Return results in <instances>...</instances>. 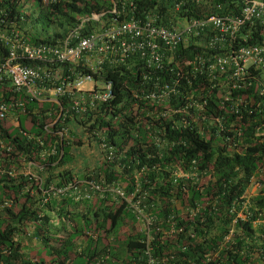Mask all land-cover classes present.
<instances>
[{
  "label": "trees",
  "instance_id": "16d2710c",
  "mask_svg": "<svg viewBox=\"0 0 264 264\" xmlns=\"http://www.w3.org/2000/svg\"><path fill=\"white\" fill-rule=\"evenodd\" d=\"M214 2L222 4L214 13L236 14L241 1ZM193 5L175 12L159 0H0V26L18 27L31 43L55 42L82 17L79 34L131 15L155 13L170 26L178 15L209 13ZM211 32L165 48L158 66L138 50L106 59L95 77L110 79L113 94L84 112L67 95L29 98L0 86V99L21 102L11 107L17 124L0 117L11 145L0 164H37L34 175L0 173V200H11L0 210V264H264V68L250 64L236 87L218 70L211 80L192 62L228 53L226 42L203 45ZM236 38L233 47L264 43V23L244 24ZM74 144L96 152L84 169ZM81 178L102 190L76 197L69 183ZM63 185L65 193L44 199L43 189Z\"/></svg>",
  "mask_w": 264,
  "mask_h": 264
},
{
  "label": "built area",
  "instance_id": "2783aa9c",
  "mask_svg": "<svg viewBox=\"0 0 264 264\" xmlns=\"http://www.w3.org/2000/svg\"><path fill=\"white\" fill-rule=\"evenodd\" d=\"M159 1L175 12L182 7L187 9L191 4L195 6L200 2L206 5L205 11L210 10L208 14L198 17L178 15L175 21L174 19L167 21L170 26L163 24L162 17L155 13L146 15L142 21L131 15L123 21L113 19L114 21L108 25L79 34L83 21L88 18L82 17L79 24L69 30L62 40L55 42L31 43L22 38V32L18 27L6 30L0 26V43L6 48V53L0 55V86L8 85L13 91L24 93L29 98L67 95L70 97V107L78 112H84L97 102L108 100L113 94L110 79L95 77L106 59L112 62L122 60L131 50H138L147 65L158 66L165 48H173L179 41H186L204 27H209L212 32L208 34L203 45L212 48L220 41L226 42L228 46V53L215 52L207 56L197 55L192 59V62H195L197 58L202 66L205 65L211 80L215 77L214 72L218 70L223 73L225 84L236 87L240 85L239 82L245 84L249 79L250 64L261 65L264 68V43H239L233 47L244 24H253L256 21L264 23V0H240L239 11L236 14L214 13L215 8L222 7L220 2L214 0ZM112 10L116 12V5ZM91 16L98 19L99 13H93ZM73 38L75 41L70 43ZM81 66L84 69H79ZM74 67L77 68L76 71ZM165 85L160 91L162 95L167 93V84ZM259 94L262 96L264 106V83L260 84ZM2 96L3 92L0 90V98H3ZM15 104L21 105V102L0 99V117L8 118L17 124L18 117L11 109ZM10 150L11 145L0 134V154H7ZM36 165L31 160H25L18 169L6 168L0 164V173L14 174L22 171L34 175ZM253 185L258 187V182ZM69 186H72L76 197H91L93 191L102 190L99 183L85 178L70 182ZM106 187L120 195L123 194L117 186ZM67 188L68 185H63L51 187L50 190L43 189L46 193L44 199L49 193L63 194ZM10 201L7 198L0 200V210L9 206ZM142 221L146 226L149 218L144 216ZM151 261L149 257L147 264Z\"/></svg>",
  "mask_w": 264,
  "mask_h": 264
},
{
  "label": "rangeland",
  "instance_id": "374dc122",
  "mask_svg": "<svg viewBox=\"0 0 264 264\" xmlns=\"http://www.w3.org/2000/svg\"><path fill=\"white\" fill-rule=\"evenodd\" d=\"M27 6H29V3L26 2L25 7L27 8ZM74 152H75V164L81 168H83L85 163H89L94 160V154L96 152H93L88 147H86L85 145H76L74 144ZM84 169V168H83ZM257 191V187H255L254 185H252L249 189H248V193L251 195L253 193H255ZM137 228L141 227L142 225L140 224V222L136 223Z\"/></svg>",
  "mask_w": 264,
  "mask_h": 264
},
{
  "label": "crops",
  "instance_id": "0c3cea01",
  "mask_svg": "<svg viewBox=\"0 0 264 264\" xmlns=\"http://www.w3.org/2000/svg\"><path fill=\"white\" fill-rule=\"evenodd\" d=\"M54 98V97H53Z\"/></svg>",
  "mask_w": 264,
  "mask_h": 264
}]
</instances>
